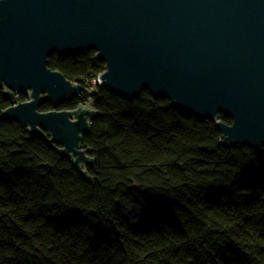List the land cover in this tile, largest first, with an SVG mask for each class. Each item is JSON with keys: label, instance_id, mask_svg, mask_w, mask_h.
Returning <instances> with one entry per match:
<instances>
[{"label": "trees", "instance_id": "1", "mask_svg": "<svg viewBox=\"0 0 264 264\" xmlns=\"http://www.w3.org/2000/svg\"><path fill=\"white\" fill-rule=\"evenodd\" d=\"M104 65L92 50L48 58L95 90L58 107L97 111L86 176L1 115L0 87V264H264V146L227 147L215 121L94 84Z\"/></svg>", "mask_w": 264, "mask_h": 264}, {"label": "water", "instance_id": "2", "mask_svg": "<svg viewBox=\"0 0 264 264\" xmlns=\"http://www.w3.org/2000/svg\"><path fill=\"white\" fill-rule=\"evenodd\" d=\"M91 50L105 64L96 84L106 90L127 99L146 90L215 121L227 147L264 146V0H0V87L10 102L1 115L84 176L93 158L81 143L97 111L58 107L95 90L48 58ZM43 103L53 109L40 111Z\"/></svg>", "mask_w": 264, "mask_h": 264}, {"label": "built area", "instance_id": "3", "mask_svg": "<svg viewBox=\"0 0 264 264\" xmlns=\"http://www.w3.org/2000/svg\"><path fill=\"white\" fill-rule=\"evenodd\" d=\"M93 83L96 84L97 83V79L95 81H93Z\"/></svg>", "mask_w": 264, "mask_h": 264}]
</instances>
